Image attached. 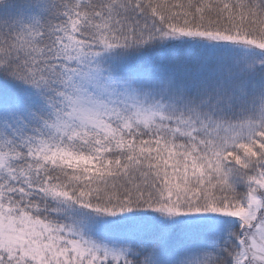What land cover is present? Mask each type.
Returning <instances> with one entry per match:
<instances>
[{
  "label": "snow or ice",
  "instance_id": "6c2138e0",
  "mask_svg": "<svg viewBox=\"0 0 264 264\" xmlns=\"http://www.w3.org/2000/svg\"><path fill=\"white\" fill-rule=\"evenodd\" d=\"M0 264H264V0H0Z\"/></svg>",
  "mask_w": 264,
  "mask_h": 264
}]
</instances>
